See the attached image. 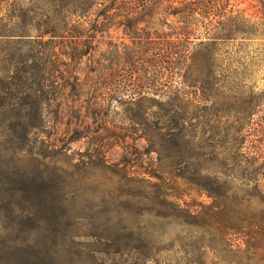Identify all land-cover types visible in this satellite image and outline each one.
<instances>
[{
  "label": "rangeland",
  "instance_id": "obj_1",
  "mask_svg": "<svg viewBox=\"0 0 264 264\" xmlns=\"http://www.w3.org/2000/svg\"><path fill=\"white\" fill-rule=\"evenodd\" d=\"M93 20L24 44L44 67L37 129L7 107L23 99L0 94V264H247L210 195L216 178L264 193V67L208 78L204 99L200 46L168 62L175 17Z\"/></svg>",
  "mask_w": 264,
  "mask_h": 264
},
{
  "label": "trees",
  "instance_id": "obj_2",
  "mask_svg": "<svg viewBox=\"0 0 264 264\" xmlns=\"http://www.w3.org/2000/svg\"><path fill=\"white\" fill-rule=\"evenodd\" d=\"M161 12L180 23L172 26L168 38L169 63H174L178 45L186 60L192 58L190 48H201L198 59L207 68L196 71L193 86L204 99L209 97L203 90L208 78L226 76L233 82L264 67V0H0V94L23 99L7 107L15 109L21 121L27 116L31 119L26 121L27 132L42 122L39 71L44 67L38 55L22 52L24 44L30 48L41 44L46 34L80 33L69 24L72 17H101L100 23L90 22L92 31L112 20L132 30ZM5 108L4 104L0 107ZM200 181L203 189L213 185L206 179ZM215 184V194L210 196L214 214L222 216L217 230L240 259L264 264V193L238 195L218 178Z\"/></svg>",
  "mask_w": 264,
  "mask_h": 264
}]
</instances>
